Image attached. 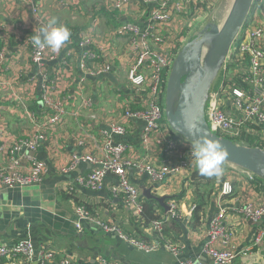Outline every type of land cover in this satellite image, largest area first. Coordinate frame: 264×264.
I'll return each instance as SVG.
<instances>
[{
    "label": "crops",
    "instance_id": "1",
    "mask_svg": "<svg viewBox=\"0 0 264 264\" xmlns=\"http://www.w3.org/2000/svg\"><path fill=\"white\" fill-rule=\"evenodd\" d=\"M36 1L25 0L18 4L15 0H0V47L5 50V60L0 65V82L3 83L0 86V144L6 142L10 145L19 138L30 136L33 126L27 121L24 109L17 102L20 98L28 111L38 109L34 107L39 99L38 81L41 75L49 80L54 78L55 72L59 73L62 61L67 62V69L59 74L62 79V95L66 96L67 115L55 128L44 130L46 139L33 154L45 166L42 181L13 189L0 185V247L12 249L18 241L26 239L36 250L44 247L52 251L55 255L53 264H58L61 258L76 263L96 264L98 257L115 264H177V258L165 248L159 247L151 254H144L122 242L114 233H104L92 224L82 222L81 230L75 229L76 206L86 209L88 206L98 220L123 228L129 233H134L135 223L128 209L122 204L121 197L113 196L110 191L115 182L114 178L107 177L103 189L98 192L80 187L77 180L85 178L92 167L87 162H79L69 170V163L73 158L86 155L101 157L105 140L110 139L113 144L126 145L125 158L156 164L163 160V148L161 144L153 141L144 147L140 143L144 124L123 117L125 105L131 104L129 99H132L124 82V65L127 61V44L124 40L112 47V72L101 77H90L80 67L83 50L76 45V32L85 30L89 24L91 17L87 14V6L96 7L104 0H69L79 8L77 14L57 8L55 4L58 0H46L41 10L45 22L55 17L71 30L72 35L58 53L56 61L33 64L29 59L25 40L31 38L34 29L38 31L43 24L32 14L31 7ZM138 9L137 7L134 11L143 16L142 23L139 24L143 26L146 19L142 14L144 9ZM71 11H74V7ZM198 16L205 19L198 25L197 18L191 23L192 26H187L188 30L185 28L179 34L176 33L179 38L177 44L188 40L197 28L210 19L204 12ZM100 17L97 28L99 42L109 32L110 27L114 26L106 19V15L102 14ZM250 18L253 19L252 16L248 19ZM181 25L178 24L173 29L174 33L179 31ZM109 43L107 41L104 44L107 50L110 49ZM30 79L33 80L31 87L26 85ZM219 86L220 84L217 89ZM87 98L92 103L89 109L81 105ZM112 123L122 125L125 135H112L109 128ZM103 132L108 136H104ZM159 136L156 133L155 140ZM258 138L263 140L260 136ZM5 162L6 158L0 156V165ZM127 172L130 182L139 189L140 194L143 189L150 187L151 181L146 174L139 176L131 169ZM222 175L231 183L235 181V186L231 196L219 200L216 193ZM190 176L185 171L178 176L169 175L167 181L154 187L151 193L158 198H165L164 204L175 201L183 210L193 202H199V197L203 196L191 186L194 180L189 179ZM214 179L215 182L211 185L215 195L213 192L202 209L201 225L192 230L182 222L185 218L179 221L184 230L180 237L181 242L177 243L181 246L180 257L192 260L195 264H212L204 255L203 248L207 241L209 222L221 206L257 204L264 200V185L260 180L257 186L247 184L224 167L223 173ZM195 198L197 202L194 201ZM163 214H166V210ZM224 223L231 236L229 247L235 248L238 253L233 264H264V241L257 247L251 244L255 230L264 227V220L256 225L251 224L241 215L228 210ZM146 233L150 236L148 231ZM250 247L252 250L245 252Z\"/></svg>",
    "mask_w": 264,
    "mask_h": 264
},
{
    "label": "built area",
    "instance_id": "2",
    "mask_svg": "<svg viewBox=\"0 0 264 264\" xmlns=\"http://www.w3.org/2000/svg\"><path fill=\"white\" fill-rule=\"evenodd\" d=\"M24 1L15 0L18 4ZM45 1L37 0L31 7L33 17L43 24L46 22L41 10ZM221 2L222 0H104L99 6L102 5L108 10H113L117 15L116 23L110 27L102 41L97 40L100 16H90L87 28L76 32V45L83 50L80 67L90 77H101L112 72L114 66L112 47H115L119 41L126 42L127 61L124 65L126 83L131 86L132 92L143 94L144 109L131 111L128 105H125L123 117L129 121H140L144 124V130L140 137V143L144 147L153 141L161 144L163 148V160L153 164L125 158L126 145L123 143L113 144L110 139H107L101 157L86 155L73 158L69 163V170H72L79 162H87L91 165V171L85 178H79L77 185L93 192L102 190L104 180L107 177H113L115 182L110 187V191L113 196L121 197L122 204L133 218H139L142 212L141 198L143 197L139 189L130 182L127 174L129 169L139 176L146 174L151 181L149 187L151 191L154 187L164 184L169 175L178 176L183 171L190 174L192 170L197 169L190 154L191 145L181 137L174 135L165 121L163 114L165 81L168 69L176 55L175 46L179 40L173 29L178 24L185 23L189 17L197 16L196 11L204 12L209 16V12H214ZM55 6L70 14L79 13V8L69 0H58ZM72 7H74L73 12L71 11ZM137 7L138 10L144 9L142 14L146 19L143 26L139 25L142 23L143 16L134 11ZM252 17V20L250 18L245 22L241 33L232 44L230 56L225 65V74L232 62L239 66H235V70H232L228 79H225L224 74L223 81L218 89L211 93L205 107L206 121L211 133L243 146H248L244 142L248 136H260L264 139V15L258 8H255ZM107 41L111 43H109V50L104 45ZM25 43L28 47L29 59L33 64L58 59L60 51L54 53L47 47L38 48L33 45L31 38H27ZM4 60L5 50L0 47V65ZM245 64L247 66H244ZM66 65L67 62L62 61L59 73L55 72V77L50 80L41 75L38 81L39 99L35 102L38 109L28 111L19 98L17 105L24 109L26 119L33 129L29 137L19 138L10 145L6 142L0 144V156L6 158V162L0 165V185L4 188L31 186L42 181L45 166L33 154L41 142L46 139L44 130L55 128L63 122L67 115L66 96L62 95V79L59 75L67 69ZM236 74L240 75L241 86L233 81ZM226 81L227 83H225ZM1 85L3 83L0 82ZM26 85L33 86V80L30 79ZM81 105L83 108L89 109L92 103L87 98ZM109 128L110 133L114 136L125 135V128L120 124L112 123ZM259 132L262 134L258 135ZM156 133L160 135L158 140H155ZM103 135L108 136L104 132ZM186 154L189 155L188 159H185ZM222 167L241 181L257 186L259 180L250 172L224 162ZM226 178L222 175L221 183L217 185L219 189L216 195L219 200L231 196L233 193L235 181L232 180L233 183H231ZM260 182L264 185V181L260 180ZM165 205L168 207L166 214H162L160 220H155L149 225L147 231L150 235L154 232H162L164 222L170 217L182 220L191 214L189 206L181 210L175 201ZM228 210L241 215L245 221L251 224L256 225L264 220V200L257 204L221 206L209 222L207 241L203 248L204 255L210 259L212 264H233L238 255L235 248L229 247L231 236L227 233L224 223ZM75 215L77 217L75 229L78 231L82 228V222H85L94 225L104 233L117 234L122 242L144 254H151L161 247L177 258V264H195L192 260L180 257L181 246L178 244L166 243L161 246L156 242L145 245L125 236L113 224L108 225L96 219L81 206L75 207ZM263 241L264 227H259L253 234L251 244L257 247ZM250 250L252 247L246 248L245 252ZM21 257L26 259L27 264L33 262L53 264L55 260L52 251L44 247L36 250L32 243L26 239L18 241L12 249L0 247V262L5 259L8 264H18ZM58 264L84 263L61 258ZM96 264L115 263L98 257Z\"/></svg>",
    "mask_w": 264,
    "mask_h": 264
},
{
    "label": "water",
    "instance_id": "3",
    "mask_svg": "<svg viewBox=\"0 0 264 264\" xmlns=\"http://www.w3.org/2000/svg\"><path fill=\"white\" fill-rule=\"evenodd\" d=\"M255 3L256 0H233L219 24L215 23V11L209 12L211 19L206 18L209 20L179 45L166 76L163 114L171 132L186 143L191 145L194 137H188L185 128L196 123L203 134L222 144L224 163L246 170L264 181V148L238 145L214 135L205 116L207 101L217 89L219 79L224 77L232 44L251 16ZM141 195L155 199L168 210L163 203L165 198L152 195L149 188L143 189Z\"/></svg>",
    "mask_w": 264,
    "mask_h": 264
},
{
    "label": "trees",
    "instance_id": "4",
    "mask_svg": "<svg viewBox=\"0 0 264 264\" xmlns=\"http://www.w3.org/2000/svg\"><path fill=\"white\" fill-rule=\"evenodd\" d=\"M103 3V2H102ZM101 3V4H102ZM89 6V5H88ZM87 6V14H90L89 16H101L102 14L106 15V19L111 22V24L116 23V15L117 13L113 10H108L101 6ZM99 7V9H98ZM258 8V10L261 11V13L264 15V0H257L254 7L252 8L251 16L253 15L254 9ZM249 16V17H251ZM202 18H198L196 21L198 25L201 23ZM180 43L176 44L175 51H177ZM173 50V54L175 53ZM247 58V57H246ZM245 58V59H246ZM248 61V59H246ZM235 66H239V64L232 62L229 65V68L232 67V70H235ZM244 66H247L245 64ZM228 68V69H229ZM233 81L235 84L241 86V78L239 74H236L233 78ZM227 83V81L225 82ZM127 87L130 91V95L132 99H129L131 104H126L129 107V110L131 111H140L144 109L143 106V94L142 93H134L131 90V86L127 84ZM34 107L38 108L37 105L34 104ZM247 145L249 147H258V148H264V140H261L258 138V136H248L246 139ZM189 155L186 154L185 159H188ZM191 176L189 179H193L194 182L191 183V186H194V190L198 193L203 194V196L199 197V202H197L196 198L192 204L189 205L191 208V214L190 216L186 217L184 221L186 227H191V229H197L201 225V216H202V209L205 206L206 203L209 202V199L212 197L214 188L211 185V183L214 184L215 179L214 176L208 177L201 175L200 172L197 169H194L191 171ZM72 196V195H69ZM142 202V212L139 216V218H132L135 226H134V233H129L123 230V228H118L125 236L134 239L136 241H139L145 245H149L151 243H158L161 246H164L166 243L176 245L177 243H180V237L183 234V227L179 224L178 219L170 217L169 220L164 222V228L162 232L157 233L154 232L150 236L146 233L149 227V225L155 221L160 220L161 215L163 214L164 209L160 206V204L153 198H141ZM84 209H86L84 207ZM93 217L95 215L91 213L89 207L87 206L86 209ZM161 213H158V212ZM97 219V217H95ZM105 224L111 225L109 223L103 222ZM171 225V227H170ZM7 260L2 259L0 264H3ZM54 263V262H53ZM18 264H27L26 259L24 257H21V260H19Z\"/></svg>",
    "mask_w": 264,
    "mask_h": 264
},
{
    "label": "clouds",
    "instance_id": "5",
    "mask_svg": "<svg viewBox=\"0 0 264 264\" xmlns=\"http://www.w3.org/2000/svg\"><path fill=\"white\" fill-rule=\"evenodd\" d=\"M71 30L53 17L42 24L38 31L34 29L31 40L38 48H49L58 53L70 40ZM185 130L191 139V156L201 175L212 177L223 173L224 148L218 140H213L202 133L196 123L187 125Z\"/></svg>",
    "mask_w": 264,
    "mask_h": 264
},
{
    "label": "rangeland",
    "instance_id": "6",
    "mask_svg": "<svg viewBox=\"0 0 264 264\" xmlns=\"http://www.w3.org/2000/svg\"><path fill=\"white\" fill-rule=\"evenodd\" d=\"M232 1H233V0H222V2H221V4L219 5V7L216 8V10H215V12H214V18H215V23H216V24L221 23V21L224 19V17L226 16V14H227V12H228L230 6H231ZM195 14H198V15H199V13H198L197 11L195 12ZM198 15H197V16H196V15H193V16L189 17L188 20H187L184 24H182L181 26H179V27H180L179 31H176L175 33L179 34L180 31H181V30H184L185 28H186V30H188V29H187V26H188V25L192 26L191 23H192L193 21H195V20L199 17ZM203 19H205V18L203 17L202 20H203ZM202 20H201V21H202ZM248 20H249V19H248ZM183 25H185V26H183ZM190 26H189V27H190ZM184 38H185V36H184ZM231 73H232V67H230V68L227 70V72H226V74H225V79H228V78L230 77ZM223 78H224V77H223ZM223 78H220V79H219L217 86L223 81ZM124 82H125V85L127 86L126 81H124ZM216 82H217V81H216ZM216 82H215V84H216ZM215 84H214V86H215ZM261 134H262L261 132L258 133V135H261ZM263 140H264V139H263ZM243 141H244V140H243ZM244 142H246V141H244ZM246 143H247V142H246Z\"/></svg>",
    "mask_w": 264,
    "mask_h": 264
}]
</instances>
